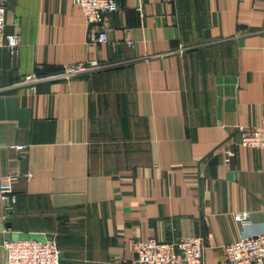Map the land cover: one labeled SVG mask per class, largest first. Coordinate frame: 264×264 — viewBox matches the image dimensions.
I'll return each mask as SVG.
<instances>
[{
	"label": "crops",
	"instance_id": "crops-1",
	"mask_svg": "<svg viewBox=\"0 0 264 264\" xmlns=\"http://www.w3.org/2000/svg\"><path fill=\"white\" fill-rule=\"evenodd\" d=\"M116 1L99 43L71 0H8L21 42L0 48V175L31 176L0 201V264L9 237L53 240L60 264H136L134 240L178 236L227 264L225 243L264 230V149L234 143L264 114V0ZM87 60L104 66L13 84Z\"/></svg>",
	"mask_w": 264,
	"mask_h": 264
},
{
	"label": "built area",
	"instance_id": "built-area-1",
	"mask_svg": "<svg viewBox=\"0 0 264 264\" xmlns=\"http://www.w3.org/2000/svg\"><path fill=\"white\" fill-rule=\"evenodd\" d=\"M80 7L89 25L99 27L97 33L91 32L92 41L107 42L109 30V15L119 6L116 0H71ZM8 0H0V48L7 47L11 53L17 51L21 36L18 33H5V13ZM131 42H129L130 44ZM104 65L95 60L80 61L63 65L55 73H29L15 81L16 86L35 85L42 81L70 79L99 69ZM237 136L235 144L264 149V114L254 126L236 125ZM9 149L22 152L27 148L23 143L8 144ZM225 163L230 164L234 150L230 141L223 144ZM16 162V157L10 158ZM30 177L31 173H21L13 163L10 170L0 175V201L5 209L12 207L17 201L14 183L20 176ZM7 215H3L5 219ZM247 213H240L236 218L244 222ZM6 253V264H60L61 251L51 239L38 240L24 237L5 240L2 243ZM132 249L136 255V264H203L204 245L200 236H178L172 240L155 238L137 239L132 242ZM227 264H264V230L256 233H243L238 239L222 246Z\"/></svg>",
	"mask_w": 264,
	"mask_h": 264
},
{
	"label": "rangeland",
	"instance_id": "rangeland-1",
	"mask_svg": "<svg viewBox=\"0 0 264 264\" xmlns=\"http://www.w3.org/2000/svg\"><path fill=\"white\" fill-rule=\"evenodd\" d=\"M33 238H36V239H38V240H43L42 238H38V237H33Z\"/></svg>",
	"mask_w": 264,
	"mask_h": 264
},
{
	"label": "water",
	"instance_id": "water-1",
	"mask_svg": "<svg viewBox=\"0 0 264 264\" xmlns=\"http://www.w3.org/2000/svg\"><path fill=\"white\" fill-rule=\"evenodd\" d=\"M9 240L11 239V237L8 238Z\"/></svg>",
	"mask_w": 264,
	"mask_h": 264
}]
</instances>
